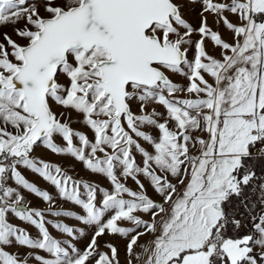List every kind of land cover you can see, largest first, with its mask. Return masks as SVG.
Returning a JSON list of instances; mask_svg holds the SVG:
<instances>
[{"label": "snow or ice", "instance_id": "6c2138e0", "mask_svg": "<svg viewBox=\"0 0 264 264\" xmlns=\"http://www.w3.org/2000/svg\"><path fill=\"white\" fill-rule=\"evenodd\" d=\"M262 15L264 0H0V264H121L115 241L126 264H264ZM46 215L76 222L50 225L66 239Z\"/></svg>", "mask_w": 264, "mask_h": 264}, {"label": "rangeland", "instance_id": "374dc122", "mask_svg": "<svg viewBox=\"0 0 264 264\" xmlns=\"http://www.w3.org/2000/svg\"><path fill=\"white\" fill-rule=\"evenodd\" d=\"M198 11V7L196 9V11H192L191 13L188 12V10L186 9V17L187 19L190 20V22H192L194 25H196L198 23V16L196 15V12ZM228 15V19L234 23V24H239L240 22L238 21V19L236 18V16L231 15V14H226ZM212 21V17H209V22L211 23ZM264 22V21H263ZM213 27L215 28L216 26L213 25ZM7 31H11V29H6ZM221 31H223V28L220 29ZM224 38L226 40H228L229 42H231V35L227 32L224 33ZM218 54V53H217ZM174 80L186 84L187 81L183 80L181 77L179 76H173L172 77ZM136 109L134 108V111ZM159 111H163L162 108L158 109ZM74 128H78L81 131H86L87 134L89 135V137H92V133L90 131H88L85 128H81V126L79 124H74L73 125ZM146 131H150V134L156 135L155 130H149V129H145ZM58 143H61L59 140L57 141ZM36 155L38 156H42L44 159L54 162L56 164L61 165L64 170L71 175L74 179L76 180H82L83 182L86 183H93L95 184H99L105 188H107L109 186V182L106 179L101 178L98 175H93L90 174L80 163L76 162L73 159H66V158H62L53 154H50L48 152H46L45 150H43L42 148H38L36 150ZM137 161H140V156L137 155L136 156ZM22 174L25 175V177L30 181L35 183L38 187H40L42 190H47L49 191V193L55 195V190L53 187H51L50 185H48L45 181H43L40 178H37L34 174L24 170V169H20ZM9 186H15L14 182L9 180L8 181ZM127 185L133 189H135V184L131 181L128 180L127 181ZM22 195H24L25 197V203H27L30 207L35 208V209H39L42 211H45L46 213L49 210V205L46 202H43L40 198H37L36 196H34L33 194L28 193L25 190H21ZM149 194L151 195V190H149ZM153 198L155 199L156 197L153 196ZM61 210H70V211H74L79 213L80 209L74 205H72L70 202L67 201H63L61 199H59L58 197L56 198L55 201V206L54 208H52V211H61ZM147 219V217H145ZM10 222H12L13 224H18L21 227H24V225L17 219L12 218L11 216L9 217ZM46 220L49 222V231L51 232V234L57 238V239H66L67 237H64L60 234H58L53 228H51V224L56 223V222H62V223H66L69 226H74L75 225V221H73L70 218H60V217H55L52 215H46ZM32 234L35 236L36 232L34 229H29ZM145 239H148L147 237H142L140 243H144ZM115 243L117 244L118 248H119V258L121 261V264H126V260H125V248H124V243L122 241H115ZM81 249H83L84 244L81 243L80 245H78ZM10 252H16L17 249L15 248H8L7 249ZM106 250V249H104ZM20 251H23L22 249ZM43 255V253H41ZM33 264H36V262H33Z\"/></svg>", "mask_w": 264, "mask_h": 264}, {"label": "trees", "instance_id": "16d2710c", "mask_svg": "<svg viewBox=\"0 0 264 264\" xmlns=\"http://www.w3.org/2000/svg\"><path fill=\"white\" fill-rule=\"evenodd\" d=\"M257 21L258 22L264 21V15L257 17Z\"/></svg>", "mask_w": 264, "mask_h": 264}, {"label": "crops", "instance_id": "0c3cea01", "mask_svg": "<svg viewBox=\"0 0 264 264\" xmlns=\"http://www.w3.org/2000/svg\"><path fill=\"white\" fill-rule=\"evenodd\" d=\"M263 22V21H262Z\"/></svg>", "mask_w": 264, "mask_h": 264}]
</instances>
